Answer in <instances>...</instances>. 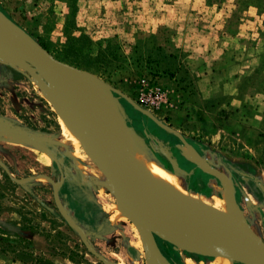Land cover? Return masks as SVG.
Listing matches in <instances>:
<instances>
[{"label":"rangeland","instance_id":"obj_1","mask_svg":"<svg viewBox=\"0 0 264 264\" xmlns=\"http://www.w3.org/2000/svg\"><path fill=\"white\" fill-rule=\"evenodd\" d=\"M0 10L57 59L96 74L179 131L183 144L119 98L156 166L176 173L186 192L204 195L206 209L229 218L230 208L241 212L264 240V0H0ZM7 65L21 69L0 55V222L30 234L32 242L21 241L17 251L42 260H13L0 246V264H105L83 240L110 264H148L135 223L118 215L114 189L82 135L69 136L32 77H4ZM35 94L48 100L57 129L24 126L23 110L39 118ZM190 144L200 166L186 171L174 160L194 162ZM155 239L172 264L225 261Z\"/></svg>","mask_w":264,"mask_h":264},{"label":"water","instance_id":"obj_2","mask_svg":"<svg viewBox=\"0 0 264 264\" xmlns=\"http://www.w3.org/2000/svg\"><path fill=\"white\" fill-rule=\"evenodd\" d=\"M0 47L17 57L14 63L21 69H15L32 77L46 94L58 89L57 86L64 89L75 122L84 129L83 140L91 157L111 183L117 201L130 217L139 222V235L145 241L147 249L157 255L160 264H164L167 258L159 249L155 237L170 243L175 250L207 257L224 255L242 264H249L243 261L248 258L264 264V240L244 218L232 221L193 218L187 224V230L182 232L174 222L175 195L156 190L142 181L133 161L116 139L114 123L109 119L108 110L116 111L121 121L128 125L127 115L119 101V98H124L159 127L177 136L183 144L186 141L179 131L162 122L96 74L57 59L1 10ZM31 140L39 143L36 139ZM260 187L264 189L263 185ZM232 199L236 204L233 185ZM64 218L80 233L79 227L72 220L65 215ZM141 226L148 230L149 239ZM100 228L101 226L98 227ZM83 241L99 260L110 264L86 240Z\"/></svg>","mask_w":264,"mask_h":264},{"label":"bare ground","instance_id":"obj_3","mask_svg":"<svg viewBox=\"0 0 264 264\" xmlns=\"http://www.w3.org/2000/svg\"><path fill=\"white\" fill-rule=\"evenodd\" d=\"M0 55L9 64L13 66H17L14 63V60L17 58L14 54L0 47ZM57 88L58 89L48 94L49 99L53 101L57 111L64 117L66 125H69L68 127L69 136L72 139H78L79 135L77 132H79L80 135H82V137L84 138L85 137L84 129L81 125L76 124L73 114L71 112V109L69 107V104L67 102L68 99H67L66 94L64 93V89L58 86ZM108 115H109L110 121L114 123V134L116 136L117 141L123 146V148L125 149V152L128 154V156L133 161L134 167L137 171H139L142 181H145L148 184L152 185L156 190H160L162 192H171L175 195V199L173 203V210L175 211L176 218L174 219V222L182 232L187 230V224L193 218L194 219L218 218L222 221H232V220L244 218V215L241 212L236 211L234 208L233 209L230 208V211H229V213H231V216H232L231 218L225 216L226 214L223 215L220 212H217L216 210L206 209L208 205V199L204 195L192 194V193L186 192V189L180 177L176 175V173L170 170L163 171L158 165L157 167L154 164L152 159L146 153L142 151L141 149L142 146L139 143L140 141H138V139L136 138L134 132L132 131L133 129L130 128L129 125H126L125 123L121 121L116 111H114L113 109H109ZM72 128H75L76 131L75 129H72ZM195 151L197 150L194 147L189 146L186 153H188V157L190 156L189 155V152H190L191 155L194 158H196ZM189 158L192 159V157H189ZM204 165H205V160L203 162V166ZM108 184L110 187H112L110 182ZM226 184L228 187L229 185H231L229 181H226ZM201 209H205V210H201ZM117 212H118V215L124 219L130 218L135 223L136 227L137 225H139V222L135 218L129 216V214L123 208L121 203L119 204V206H117ZM141 228L144 229L145 235L149 239L148 230L144 228L143 226H141ZM143 243L146 246L145 241H143ZM146 249H147V246H146ZM147 252L151 257L150 260L148 261V264H160L158 260L159 258L151 249L148 248ZM211 257L225 259V261H223L221 264H232V262L234 264V261L232 258L226 257L224 255H215ZM243 261L249 264H258L256 262L251 261V259H248V258L243 259ZM164 264H172V263L165 259Z\"/></svg>","mask_w":264,"mask_h":264},{"label":"trees","instance_id":"obj_4","mask_svg":"<svg viewBox=\"0 0 264 264\" xmlns=\"http://www.w3.org/2000/svg\"><path fill=\"white\" fill-rule=\"evenodd\" d=\"M44 48L48 50L46 45L42 42H39ZM49 51V50H48ZM57 58V57H56ZM62 61L68 62L70 64H73L77 67H80V65L76 64L73 61L67 60L66 58H61ZM3 76L6 78H12L14 80H20L22 78H25L26 75L22 73L21 71L16 70L15 68L11 66H6V71L3 73ZM44 97V96H43ZM42 96L35 94L34 98L38 100V103L34 106H40L41 107V112L39 113V118L34 119L27 113V110H23L22 113H19V118L23 121L24 126L32 129V130H39L42 132H49L51 130L57 129L58 128V123L55 117V113L51 110L50 105L47 103V101L43 98ZM40 120V121H39ZM60 126V125H59ZM183 158V157H182ZM185 160V159H184ZM4 176L11 181L9 178L8 174L6 172H3ZM3 227H7L8 233L3 236ZM14 240H10V236H12ZM21 241L31 243V235L28 233H23L22 229L16 225L15 222L9 223V222H0V246H2L3 252H6L8 250H12L11 252L14 253L13 260H20L23 262H40L42 259H38L37 257H34L30 254H27L26 252H20L17 251V247H20L19 243ZM5 244V245H4ZM169 247L172 248V245L167 242ZM8 247L10 249H6L5 247ZM163 254L166 256V258L170 261L173 262L172 258L163 252ZM187 254V253H186ZM196 257H204L201 255H196L193 254Z\"/></svg>","mask_w":264,"mask_h":264},{"label":"flooded vegetation","instance_id":"obj_5","mask_svg":"<svg viewBox=\"0 0 264 264\" xmlns=\"http://www.w3.org/2000/svg\"><path fill=\"white\" fill-rule=\"evenodd\" d=\"M131 114V113H130ZM139 117V116H138ZM135 118V117H134ZM140 119H142L141 117H140ZM133 123V122H132ZM193 159V158H192ZM175 160L177 161V164L179 165V167H181L182 169H185L186 171H188L190 168H193V165H196V163L195 162H192L193 164H191L190 163V165L192 166V167H189V168H187V166H189V165H185L184 163H183V160H181V158L178 156V155H175ZM194 160V159H193ZM195 161V160H194ZM194 168H198L197 167V165L194 167ZM101 227H104V224H101Z\"/></svg>","mask_w":264,"mask_h":264},{"label":"crops","instance_id":"obj_6","mask_svg":"<svg viewBox=\"0 0 264 264\" xmlns=\"http://www.w3.org/2000/svg\"><path fill=\"white\" fill-rule=\"evenodd\" d=\"M264 124V123H263ZM249 147H252V148H255V146H246V148H249ZM244 148V147H243ZM249 150H251V148H249ZM244 152H246L247 153V155H249L250 153H248V150H245ZM190 155H191V153H189ZM191 157L195 160V162L198 164V165H200V163H199V161L196 159V158H194L192 155H191ZM183 163L185 164V165H189V166H187V168H189V167H192L191 165H190V163L191 164H193L192 162H190L189 160H187L186 158H185V160L183 159ZM175 162H176V165H178L177 164V161L175 160ZM179 166V165H178ZM196 165H193V168L195 167ZM189 170H192V168H190ZM262 189V188H261ZM262 191L264 192V189H262ZM262 231H263V227H262Z\"/></svg>","mask_w":264,"mask_h":264},{"label":"built area","instance_id":"obj_7","mask_svg":"<svg viewBox=\"0 0 264 264\" xmlns=\"http://www.w3.org/2000/svg\"><path fill=\"white\" fill-rule=\"evenodd\" d=\"M158 96H156V98H157Z\"/></svg>","mask_w":264,"mask_h":264}]
</instances>
